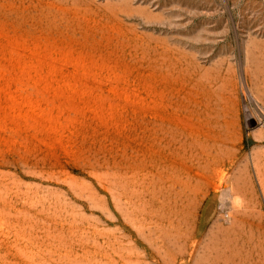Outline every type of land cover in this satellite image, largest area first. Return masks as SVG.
<instances>
[{
	"label": "rangeland",
	"instance_id": "374dc122",
	"mask_svg": "<svg viewBox=\"0 0 264 264\" xmlns=\"http://www.w3.org/2000/svg\"><path fill=\"white\" fill-rule=\"evenodd\" d=\"M0 264H264V0H0Z\"/></svg>",
	"mask_w": 264,
	"mask_h": 264
}]
</instances>
